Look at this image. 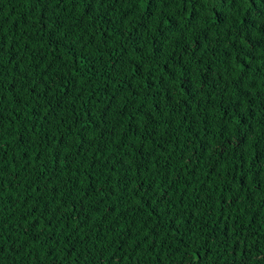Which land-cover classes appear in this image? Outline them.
Wrapping results in <instances>:
<instances>
[{"label":"trees","instance_id":"16d2710c","mask_svg":"<svg viewBox=\"0 0 264 264\" xmlns=\"http://www.w3.org/2000/svg\"><path fill=\"white\" fill-rule=\"evenodd\" d=\"M0 264H264V0H0Z\"/></svg>","mask_w":264,"mask_h":264}]
</instances>
